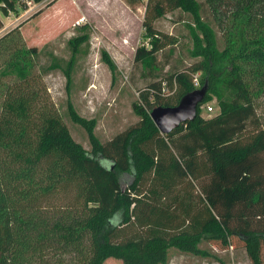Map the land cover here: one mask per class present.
Returning <instances> with one entry per match:
<instances>
[{"label":"trees","instance_id":"16d2710c","mask_svg":"<svg viewBox=\"0 0 264 264\" xmlns=\"http://www.w3.org/2000/svg\"><path fill=\"white\" fill-rule=\"evenodd\" d=\"M215 4L222 46L204 0L146 1L149 45L137 49L136 62L158 68V53L174 39L155 23L178 9L192 18L185 25L195 61L171 75L174 99L153 81L134 105L139 120L106 141L95 132L97 119L69 100L67 115L90 148L47 99L37 47L14 36L19 27L0 35V264H169L174 251L224 264L210 246L228 251L234 237L252 264H264V126L256 107L264 94V0H235L229 15ZM19 8L27 3L0 0V29L2 15ZM90 29L69 38L65 65L55 59L46 70L63 69L70 80ZM205 81L197 117L161 133L151 110L176 105ZM214 97L220 110L206 118L201 108ZM131 223L141 232L122 238Z\"/></svg>","mask_w":264,"mask_h":264},{"label":"rangeland","instance_id":"374dc122","mask_svg":"<svg viewBox=\"0 0 264 264\" xmlns=\"http://www.w3.org/2000/svg\"><path fill=\"white\" fill-rule=\"evenodd\" d=\"M50 1L53 2H33L26 9L19 8L17 13L2 15V29L6 33L19 27L14 36L21 39L25 47H37V73L42 71L39 83L45 88L47 99L63 114L74 138L86 148H90L87 132L67 115L69 100L79 113L97 119L95 132L106 141L139 120L134 105L140 102L141 93L147 92L153 81L161 82L164 92L174 99L178 88L176 84L171 87V75L195 61L190 55L192 39L185 25L192 20L191 15L178 9L156 21V28L174 39V43L166 45L158 53V68L149 72L135 60L137 49L149 45L143 26L147 0H140L134 5H130L128 0H54L48 5ZM204 1V15L216 28L222 46L223 30L215 19L213 7L215 3L223 4V9L227 11H223L224 14L229 15L235 0ZM6 24L10 26L6 28ZM83 25L91 28V35L80 46L71 79L68 80L63 69L47 71L46 68L55 59L65 65L72 53L68 40L80 33L78 29ZM107 57L115 64V69ZM199 77L200 74H197V82ZM225 95L229 97L231 92L225 90ZM1 101L0 98V104ZM208 105L213 107V111L207 109ZM256 107L264 126V94L256 99ZM201 110L206 118L215 116L220 110L217 98L205 103ZM200 192L196 185L194 196ZM141 230L136 223L125 225L122 238L138 234ZM232 242L233 246L225 252H219L217 245L210 247L224 260V264H252L236 237L232 238ZM106 264L123 263L110 258ZM169 264L223 263L174 251Z\"/></svg>","mask_w":264,"mask_h":264},{"label":"water","instance_id":"95a60500","mask_svg":"<svg viewBox=\"0 0 264 264\" xmlns=\"http://www.w3.org/2000/svg\"><path fill=\"white\" fill-rule=\"evenodd\" d=\"M208 90L209 83L205 81L201 87L185 93L176 105L154 107L150 115L161 133L168 134L181 124L194 120Z\"/></svg>","mask_w":264,"mask_h":264},{"label":"built area","instance_id":"2783aa9c","mask_svg":"<svg viewBox=\"0 0 264 264\" xmlns=\"http://www.w3.org/2000/svg\"><path fill=\"white\" fill-rule=\"evenodd\" d=\"M23 1H25L26 3H27V5L28 4H32L34 1L33 0H23ZM44 1H46V0H44ZM43 2V1H42ZM8 24H11V23H8ZM10 25H7L6 24V28L7 27H9ZM3 31H4V29H0V35L1 34H3ZM196 82H197V77H196ZM207 109L209 110V111H213V107L211 106V105H208L207 106Z\"/></svg>","mask_w":264,"mask_h":264}]
</instances>
